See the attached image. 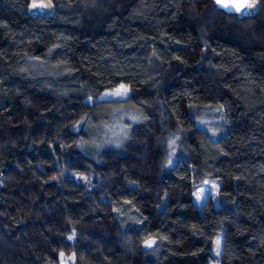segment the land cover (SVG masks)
I'll return each instance as SVG.
<instances>
[{"label":"trees","instance_id":"16d2710c","mask_svg":"<svg viewBox=\"0 0 264 264\" xmlns=\"http://www.w3.org/2000/svg\"><path fill=\"white\" fill-rule=\"evenodd\" d=\"M29 1L0 0V264H211L218 237L219 264H264V0L241 21L211 0ZM97 107L138 121L92 159L71 128Z\"/></svg>","mask_w":264,"mask_h":264},{"label":"rangeland","instance_id":"374dc122","mask_svg":"<svg viewBox=\"0 0 264 264\" xmlns=\"http://www.w3.org/2000/svg\"><path fill=\"white\" fill-rule=\"evenodd\" d=\"M117 88L107 90L102 92L95 100L96 102L101 101H113L125 99L126 96L117 97L113 95H105L106 93H112ZM107 108L97 107L92 110L90 114L84 117V124L79 128L72 126V130L75 132L84 131L85 136L78 141L77 147L85 156H88L92 159L100 154L104 149L110 148H119L127 140L129 136V129L138 121V116L133 111L124 112H106ZM214 114V115H212ZM222 113L218 109L212 110V113L209 115H201L198 118L199 122H196V127L205 130L211 138H216L220 135L219 127L223 126ZM129 124V127H128ZM167 138V145L169 149L168 159L164 165L166 170L171 169L177 159L179 158V149L177 146V134L175 132L169 133ZM207 182V183H205ZM220 186L219 179H211L204 181L201 186H199L193 193V204L195 207L201 211L202 207L207 199H211L214 207H218V190ZM220 238H216L211 253L213 255L214 261L211 264H219V255H220V244L217 246L216 241ZM71 264V259L62 258L61 264Z\"/></svg>","mask_w":264,"mask_h":264},{"label":"water","instance_id":"95a60500","mask_svg":"<svg viewBox=\"0 0 264 264\" xmlns=\"http://www.w3.org/2000/svg\"><path fill=\"white\" fill-rule=\"evenodd\" d=\"M211 2L213 3L215 9L222 11L227 16H234L239 21L255 17L260 10V4L255 5L253 9H242L241 12H237L235 11V9L227 10V9L221 8L219 5L216 4V0H211ZM34 3L37 5H40V4L48 5V0H30L29 5H28V11L30 15L35 16V17H43V16L49 15L52 12L53 7L33 8L32 5ZM149 240L154 241V243L150 247L147 246L146 244V241H149ZM146 241L141 245V250L143 253L151 252L157 247V244H158L157 239L150 238V239H147Z\"/></svg>","mask_w":264,"mask_h":264},{"label":"snow or ice","instance_id":"6c2138e0","mask_svg":"<svg viewBox=\"0 0 264 264\" xmlns=\"http://www.w3.org/2000/svg\"><path fill=\"white\" fill-rule=\"evenodd\" d=\"M216 4L219 5L221 8L223 9H235V11L237 12H241L242 9H253L255 6V0H216ZM49 5H44V4H33L32 7L36 8V7H48ZM129 92V89L124 86L121 85L117 90H115L112 93H106L105 95H113V96H117V97H123L126 96ZM207 183V182H205ZM72 237H69V239H71ZM154 243V241L149 240L146 241L147 246H151ZM217 246H219L220 241L217 240L216 241ZM61 256H63V253H61ZM63 264V262H62Z\"/></svg>","mask_w":264,"mask_h":264},{"label":"clouds","instance_id":"9594fccd","mask_svg":"<svg viewBox=\"0 0 264 264\" xmlns=\"http://www.w3.org/2000/svg\"><path fill=\"white\" fill-rule=\"evenodd\" d=\"M261 3V0H255V5H259ZM48 7H53V2L52 0H48Z\"/></svg>","mask_w":264,"mask_h":264}]
</instances>
